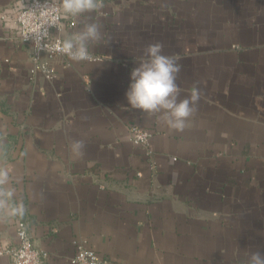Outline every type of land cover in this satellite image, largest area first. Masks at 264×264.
Masks as SVG:
<instances>
[{
	"label": "crops",
	"instance_id": "0c3cea01",
	"mask_svg": "<svg viewBox=\"0 0 264 264\" xmlns=\"http://www.w3.org/2000/svg\"><path fill=\"white\" fill-rule=\"evenodd\" d=\"M103 2L96 59L57 57L49 80L12 27L21 0H0V166L26 209L0 214V248L24 220L45 264H72L77 242L116 264H247L264 252V0ZM153 43L180 65L181 98L200 93L182 132L127 104Z\"/></svg>",
	"mask_w": 264,
	"mask_h": 264
},
{
	"label": "clouds",
	"instance_id": "9594fccd",
	"mask_svg": "<svg viewBox=\"0 0 264 264\" xmlns=\"http://www.w3.org/2000/svg\"><path fill=\"white\" fill-rule=\"evenodd\" d=\"M24 7V0H21ZM104 7L103 0H33L30 11H39L46 15L49 11H59L64 19L69 17H86L81 30L57 40L55 50L80 62L91 59L89 45L99 43L103 36L102 25L93 20L91 15ZM53 18L49 26H55ZM48 37L47 28H36L31 31V38L38 51H50L51 48L43 41ZM29 34L25 39H29ZM180 65L174 57L163 53L160 43L149 44L144 49V56L130 73L131 83L126 92L128 106L147 113L156 115L169 129L182 132L188 126L189 118L197 110L196 105L200 100L198 89H193L189 96L181 98L177 81ZM71 152L75 156H82L85 147L82 140L71 143ZM10 182L9 170L0 166V214L8 216H23L26 209L22 202L14 203L12 198L14 190L6 187ZM247 264H264V252H251Z\"/></svg>",
	"mask_w": 264,
	"mask_h": 264
},
{
	"label": "built area",
	"instance_id": "2783aa9c",
	"mask_svg": "<svg viewBox=\"0 0 264 264\" xmlns=\"http://www.w3.org/2000/svg\"><path fill=\"white\" fill-rule=\"evenodd\" d=\"M40 2L43 3V0H40ZM49 3H51V0H49ZM32 5L33 0H27L26 5L18 11L16 17L13 19L12 27L17 40L30 45L31 59L34 63L32 72L40 70L47 79L51 80L54 76L51 62L60 56L69 58L55 50L57 40H63L62 36L57 35L64 27L62 13L59 11H49L46 15H41L39 11H30ZM55 17H59L55 22V26H49ZM36 28H40L41 30L47 28L48 37L43 43L51 48L50 51H38L35 47L31 38V31ZM26 34L30 36L27 40L25 39ZM95 59V57L91 56L90 60ZM151 137L152 133L138 126H133L130 129V139L136 145L148 149ZM16 239L14 245L0 248V258L9 257L12 264H45L47 255L35 245L28 228V223L24 220L18 222ZM76 245L77 252L71 259L72 264H116L110 260L100 258L94 250L88 248L83 242H77Z\"/></svg>",
	"mask_w": 264,
	"mask_h": 264
}]
</instances>
